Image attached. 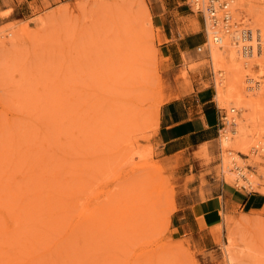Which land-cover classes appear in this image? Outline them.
<instances>
[{
	"label": "rangeland",
	"instance_id": "obj_1",
	"mask_svg": "<svg viewBox=\"0 0 264 264\" xmlns=\"http://www.w3.org/2000/svg\"><path fill=\"white\" fill-rule=\"evenodd\" d=\"M165 1L0 0V264H229L228 249L264 264V152L253 149L264 138V85L253 96L262 110L247 123L255 147L233 149L228 171L218 131L161 156L162 104L142 95L144 80L169 79L175 98L210 89L217 105L221 72L201 14L187 0ZM177 4L187 14L166 19ZM243 4L232 16L255 25ZM227 184L251 198L200 229L192 205Z\"/></svg>",
	"mask_w": 264,
	"mask_h": 264
},
{
	"label": "bare ground",
	"instance_id": "obj_2",
	"mask_svg": "<svg viewBox=\"0 0 264 264\" xmlns=\"http://www.w3.org/2000/svg\"><path fill=\"white\" fill-rule=\"evenodd\" d=\"M235 1L236 0H232L230 2V6H229L230 10L234 9L233 4ZM243 2H244L243 5L247 7V12L250 11L251 14L252 13L255 14L256 20L255 19L254 20L257 22L255 25H250V26L246 25L241 28L236 27V28H232L231 30H225V31L219 29L218 40H214L213 35H211L212 31L210 28L215 26L210 27L209 25L211 24L210 20L209 19L206 20L207 21L206 46H207L208 54L210 55L211 64L212 65L215 64L214 67L217 66L218 68H221V72H218V76L215 81L214 100L217 104L216 106L218 107L227 108L229 103L234 104L233 106H230L228 109L229 110L228 116L229 118L233 119L234 124L233 126H231L230 123L228 122L229 124L221 130V133L219 135L220 148H222L224 152L223 161H222L223 168L225 169L224 171H228L230 167L229 165H232V160L235 161L237 159V154L233 151V149L236 150L239 148L243 152V149L246 150L249 146L251 147V145L252 146L254 145L253 147H255V144L252 143L250 144L251 140H248L249 138L248 139L246 138V136L248 135L247 123L253 122V120L256 119L255 117L257 115L259 116L258 117L259 120L262 118L261 120L263 121L264 118L260 114L257 115L255 114L257 113L256 110H259L258 113L260 112V110H262L263 105L260 104L259 100L257 101L256 99L253 98L254 94L255 93L257 94V92H259L263 88L262 86L264 85L263 82L264 79L258 78L260 76H264V1L243 0ZM232 15H234V13ZM232 17L234 19V16ZM253 61L256 62L257 66L259 67L257 74L250 73L248 69L250 68L248 67L250 66L248 62L252 63ZM144 81H145L144 85L141 83L144 88L143 90H145L142 95L143 96L147 95L145 96L146 99L148 97H153V99L156 98L158 100L156 104L157 108L160 107L161 104L168 102L177 96L176 89L169 88L168 84H170L171 81L167 78L155 77V78L146 79ZM235 107H237L239 110H244V111L246 110V111L243 114L238 113L235 111ZM258 125H260V123ZM258 131L260 132V128ZM259 138L261 137L259 136ZM256 144H257L256 147L253 149L255 150L259 149L258 151L261 150L264 152V138L259 139L256 142ZM260 157L261 156L259 155H255L253 158L256 161H258ZM238 162L241 163L240 161ZM237 165L238 164L236 163L235 166L237 167ZM237 171L235 172V175H237V177H235V175H231L232 172L229 173L231 176H234L235 178L238 179L241 178L239 181L242 184H246L249 186L253 185L254 181H253V175L251 173L248 174L245 170H240L238 172ZM14 174L15 173L11 175L14 176ZM80 224L81 223L79 222V225ZM81 225H83V223ZM236 253L237 252L233 251V249L227 250V260L229 264H244V262L240 260L239 257H237L238 255Z\"/></svg>",
	"mask_w": 264,
	"mask_h": 264
},
{
	"label": "crops",
	"instance_id": "obj_3",
	"mask_svg": "<svg viewBox=\"0 0 264 264\" xmlns=\"http://www.w3.org/2000/svg\"><path fill=\"white\" fill-rule=\"evenodd\" d=\"M169 1H165V4H169ZM172 1L175 2V0ZM176 2L179 1L176 0ZM177 8L178 4L172 7L166 6L164 9L166 19L169 14L174 16L180 13L176 19L187 14L183 10L178 11ZM156 14L159 15L158 19L160 20L156 26H162L161 12ZM188 95V97L174 98L161 105L157 142L158 150L163 157L172 156L179 151L198 146L216 135L219 115L217 106L213 103L212 90L196 87ZM218 192L220 193L198 200L192 205V219L200 229L208 231L209 228L220 224L226 205H245L251 198L245 193L235 194L239 191L231 184H227L225 187L222 185Z\"/></svg>",
	"mask_w": 264,
	"mask_h": 264
},
{
	"label": "built area",
	"instance_id": "obj_4",
	"mask_svg": "<svg viewBox=\"0 0 264 264\" xmlns=\"http://www.w3.org/2000/svg\"><path fill=\"white\" fill-rule=\"evenodd\" d=\"M232 0H187L191 10L199 12L202 16L204 29L206 32V23L207 19L210 20L211 35H213L214 40H218L219 29L221 30H231L232 28H241L243 25H240L237 22L233 21L232 12L230 11V2ZM216 24V25H215ZM215 31V32H214ZM207 34V32H206ZM216 34V35H214ZM197 50H201L198 46ZM218 109V125L217 131L220 134L221 130L230 123L234 124L232 118H229L226 111H222L221 108L217 106ZM229 122V123H228Z\"/></svg>",
	"mask_w": 264,
	"mask_h": 264
},
{
	"label": "trees",
	"instance_id": "obj_5",
	"mask_svg": "<svg viewBox=\"0 0 264 264\" xmlns=\"http://www.w3.org/2000/svg\"><path fill=\"white\" fill-rule=\"evenodd\" d=\"M261 203H262V202H259V203H256V204H255V203H251V202H250V203L248 204V208H249V207H256V208H257V207H260Z\"/></svg>",
	"mask_w": 264,
	"mask_h": 264
}]
</instances>
